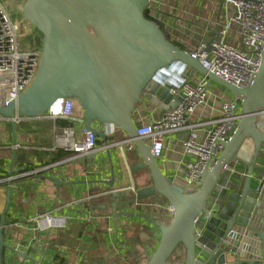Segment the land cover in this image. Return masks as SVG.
<instances>
[{"label": "water", "instance_id": "95a60500", "mask_svg": "<svg viewBox=\"0 0 264 264\" xmlns=\"http://www.w3.org/2000/svg\"><path fill=\"white\" fill-rule=\"evenodd\" d=\"M149 6V0H26L24 19L43 36L40 66L28 89L17 102L0 108V115L14 121L20 112L22 118L40 117L56 101L74 98L84 110L87 131L106 140L93 126L100 123L108 133L120 130L128 137L126 143L134 144L141 160L133 170L148 169L152 182L133 201L158 195L173 210L170 225L153 221L161 239L147 264H176L170 259L180 246L184 264H263L264 51L254 84L238 88L175 46L165 22ZM176 62L188 66L185 77L195 71L209 87L218 84L240 110L235 132L215 162L206 165L198 189L176 184L163 173L150 144L138 137L134 118L139 104L159 107L176 97L167 77ZM251 142L252 153L247 152ZM10 203L9 191L0 219V257L4 249L24 256L4 240Z\"/></svg>", "mask_w": 264, "mask_h": 264}, {"label": "crops", "instance_id": "0c3cea01", "mask_svg": "<svg viewBox=\"0 0 264 264\" xmlns=\"http://www.w3.org/2000/svg\"><path fill=\"white\" fill-rule=\"evenodd\" d=\"M220 6L221 0H153L149 7L154 9L153 16L165 22L168 39L190 52L200 41L219 38L228 13L226 6L222 10ZM236 32V28L231 30V42L238 40ZM28 43L42 47L43 36L37 31ZM190 75L194 85L204 78L198 73ZM210 91L212 95L194 115L196 121L209 119L229 99L216 87L210 86ZM182 100V94H177L170 103L161 101L159 107L139 104L134 118L139 126L159 120ZM74 117L83 122L46 117L24 119L16 123L15 133L13 122L0 120L11 125V130L6 126L0 128L8 147L0 150V180L18 177L12 183L0 184V219L10 191L4 240L24 254L4 249L0 264H147L161 239L153 221L165 226L171 224L173 213L165 198L148 195L133 201L152 182L148 169L133 170L141 160L134 144H127L128 137L120 130L112 135L106 125L93 124L106 135V140L97 135L98 149L88 156L51 149L55 135L64 127L73 128L78 137L83 136L84 110L78 102ZM188 138L189 131L167 135L159 162L163 173L179 185L185 184L187 165L196 161L183 152V143ZM120 144L122 147L114 148ZM15 145L19 147L14 149ZM252 151L251 142L247 152ZM32 172V176L23 177ZM48 178H57L63 185L58 186ZM115 211L120 214L117 218ZM45 213L67 217L68 227L35 231L29 219Z\"/></svg>", "mask_w": 264, "mask_h": 264}, {"label": "built area", "instance_id": "2783aa9c", "mask_svg": "<svg viewBox=\"0 0 264 264\" xmlns=\"http://www.w3.org/2000/svg\"><path fill=\"white\" fill-rule=\"evenodd\" d=\"M152 1L149 0V5ZM225 6L228 13L219 30V38L200 41L193 51L187 53L192 59L199 60L210 73L238 88H248L255 82L264 51V0H226ZM229 8L232 10L231 15ZM233 28H236L239 35L238 40H234L239 44L238 48L228 43ZM19 31L20 27L13 23L0 2V108H8L11 103L18 101L33 82L40 66L42 47L26 44L25 49H22ZM187 68L185 63L176 62L167 71L168 81L174 85L172 92L175 95L182 94V102L159 120L140 126L137 135L150 144L152 155L161 159L165 137L189 131V138L183 143V152L195 157L196 161L187 165L184 186L198 189L202 184L201 175L206 165L210 163L211 166L219 157L223 144L230 140L241 116L238 101L227 99L220 104L219 109L212 112L209 119L196 121L194 115L212 94L206 77L194 85L189 79L191 75L184 76ZM76 103L74 98L60 99L40 117L54 121L83 122L74 117ZM24 119L30 118L18 115L14 121L0 115V120L16 123ZM97 140L94 132L85 129L83 136L78 137L73 128L64 127L55 135L51 149L71 152L75 156H88L98 149ZM17 147L19 146L15 145L13 148ZM6 148L3 135L0 134V150ZM33 174H24L23 177ZM17 178L11 176L0 180V184L12 183ZM171 212L173 213L172 209ZM29 222L38 232L59 231L68 227L67 217L53 213L36 215Z\"/></svg>", "mask_w": 264, "mask_h": 264}, {"label": "rangeland", "instance_id": "374dc122", "mask_svg": "<svg viewBox=\"0 0 264 264\" xmlns=\"http://www.w3.org/2000/svg\"><path fill=\"white\" fill-rule=\"evenodd\" d=\"M0 2L4 6L13 23L20 27V31L18 32L19 42L21 48L25 49V44H29L28 42L31 40L32 35L36 34L37 32L35 28H33V26H31L29 22L24 19L22 7L26 0H0ZM228 43L237 48L239 47L238 43L236 44L234 42H231L230 40L228 41ZM212 85V87H216L219 91H221L218 84L213 83ZM20 116L23 117L24 113L20 112ZM3 126H6L7 129L11 130V125L9 126L7 124H4L3 122H0V128H2ZM16 134L17 136L19 134L18 126L16 128ZM1 156H3V154H1Z\"/></svg>", "mask_w": 264, "mask_h": 264}, {"label": "trees", "instance_id": "16d2710c", "mask_svg": "<svg viewBox=\"0 0 264 264\" xmlns=\"http://www.w3.org/2000/svg\"><path fill=\"white\" fill-rule=\"evenodd\" d=\"M65 125V124H63ZM65 152V151H64ZM185 249L183 246H180L177 248V250L173 253V255L171 256V261L176 263V264H184L185 262Z\"/></svg>", "mask_w": 264, "mask_h": 264}, {"label": "flooded vegetation", "instance_id": "af4514ba", "mask_svg": "<svg viewBox=\"0 0 264 264\" xmlns=\"http://www.w3.org/2000/svg\"><path fill=\"white\" fill-rule=\"evenodd\" d=\"M36 30V29H35Z\"/></svg>", "mask_w": 264, "mask_h": 264}]
</instances>
